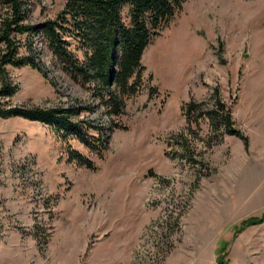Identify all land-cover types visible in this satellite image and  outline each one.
I'll return each mask as SVG.
<instances>
[{
  "label": "rangeland",
  "instance_id": "rangeland-1",
  "mask_svg": "<svg viewBox=\"0 0 264 264\" xmlns=\"http://www.w3.org/2000/svg\"><path fill=\"white\" fill-rule=\"evenodd\" d=\"M24 1L33 25L65 4ZM174 16L143 51L145 86L125 100L120 129L42 36H20L45 75L8 66L16 91L0 106L91 104L73 120L103 126L107 149L98 159L70 141L91 171L65 160L47 125L0 117V264H264V221L234 228L264 211V0H186ZM215 90L247 147L186 121L183 105L208 111Z\"/></svg>",
  "mask_w": 264,
  "mask_h": 264
},
{
  "label": "trees",
  "instance_id": "trees-1",
  "mask_svg": "<svg viewBox=\"0 0 264 264\" xmlns=\"http://www.w3.org/2000/svg\"><path fill=\"white\" fill-rule=\"evenodd\" d=\"M185 1L65 0L63 10L56 17L33 25L27 22L28 10L24 0H0V98L9 97L16 91L6 73L8 66H29L44 74L30 44L27 41L23 44L20 39V36L40 35L60 71L104 108L110 121L109 129L125 128L115 119L123 113L125 100L144 89L143 51L173 20ZM124 7H127L125 15ZM157 92L158 88L151 86L148 98L157 96ZM212 99L213 108L195 114L191 113L197 105L185 103L182 111L186 121H190V116L195 123L199 119L207 120L210 128L219 135L236 136L247 147L248 139L240 129L233 127L230 107L221 101L217 90ZM78 103L77 100L67 107L44 108L0 106V117H22L47 125L64 143L68 163L95 171L94 160L73 147L70 141H77L95 158L103 159L107 134L103 126L94 125L92 121L73 120L75 115L95 110L91 104L80 106ZM263 221L264 211L259 216L240 221L234 228L238 232ZM222 249L225 247H220ZM218 260L222 261L220 255Z\"/></svg>",
  "mask_w": 264,
  "mask_h": 264
}]
</instances>
